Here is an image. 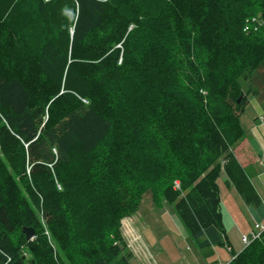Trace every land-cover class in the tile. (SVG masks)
I'll return each instance as SVG.
<instances>
[{"label": "trees", "instance_id": "1", "mask_svg": "<svg viewBox=\"0 0 264 264\" xmlns=\"http://www.w3.org/2000/svg\"><path fill=\"white\" fill-rule=\"evenodd\" d=\"M162 1L169 18L157 35L165 36V31L175 26L181 52L168 76L157 68L158 81L164 85L160 95L148 93L170 97L177 92L174 100H180L176 103L179 108H186L189 102L197 110L187 112L186 122L158 109L149 113L158 116L154 119L161 128L177 132L188 131L196 117L200 132L198 148L184 163L180 179L159 190L160 199L173 205L195 245L194 252L190 250L194 260L182 257V264H211L207 258L213 252L220 259L218 247L229 252L227 264H264L260 240L264 232L249 244L243 242L246 233L237 234L235 238L243 246L236 250L224 222L219 184L223 178L247 206L264 212V196L235 153L245 134L240 116L249 101L240 81L251 80L264 64V0ZM127 3L0 0V264H46L41 258H53L54 244L43 233V225L50 226L57 241L59 231L69 241V218L91 205L79 199L67 202L63 196L49 197L51 189L44 181L82 178L103 193V186L87 175L95 171L102 175L100 170L109 169L102 148L112 128L133 125L113 113L118 104L109 100L110 83L119 80L123 66H130L135 54L150 56V48L140 52L134 36L144 31L150 20L160 18L151 17L148 8L145 12L137 1L127 10L118 8ZM246 13H250L246 17L252 16L249 20L258 19L256 30L244 31L246 17H242ZM39 23L43 42L36 56L30 43L35 42ZM143 66H132L125 76L134 80ZM118 100L121 103V95ZM147 143L151 140H144ZM148 155L154 157L155 153L149 150ZM14 175L29 183L24 200L18 197ZM24 226L35 229V240L27 239ZM117 227L118 223L117 238L92 254L88 264H132L133 254L124 253ZM251 232H258L255 225L247 234ZM24 244L35 253L30 261L23 254ZM91 253L83 251V255Z\"/></svg>", "mask_w": 264, "mask_h": 264}, {"label": "rangeland", "instance_id": "2", "mask_svg": "<svg viewBox=\"0 0 264 264\" xmlns=\"http://www.w3.org/2000/svg\"><path fill=\"white\" fill-rule=\"evenodd\" d=\"M134 1L142 4L144 11L148 8L151 17L155 18L159 15L160 18L150 20L151 24L134 36L140 52L150 48V56L141 58V54H135L132 64L123 66L124 70L116 81L119 83H110L109 100H117L118 104V108L113 113L120 118L131 120L133 125L128 128H119L120 126L112 128L106 141L107 145L102 148L104 157H108L109 169L100 170L101 173L103 172L102 175L98 171L87 175V179L95 180L103 186L102 194L96 188L90 187L88 180H81L82 178L76 180L70 178L62 183L49 178L44 184L41 178L39 179V182L48 185L51 189L48 193L49 197L63 196L67 202L79 199L80 202L91 204L69 218L71 226L66 225L70 234L69 241L62 237L63 231L57 232L59 234L57 241L52 235L50 226L46 223L43 225V233L54 244L53 258L52 255L45 259L41 258V262L46 264H88L92 261V254L103 251L108 242L117 238L116 223L125 248L124 253L133 254L132 264H182V257L194 260V242L177 217L173 205L160 199L159 190L165 183L180 179L184 163L194 157L200 135L196 127V117L195 126H187L186 132L185 130L177 132L165 127L161 128L154 119L158 116L153 112L149 113L158 109L171 116H181L184 120L187 112L190 114L197 110L189 102L186 108H179L176 103L180 100H174L177 92L170 97H155L160 95L164 87L158 81L157 68H160L166 76L175 69L176 59L181 52L180 34L179 30L172 26L165 31V36L157 35L160 30L162 31L161 25L169 18L166 16L162 0H157L149 6L143 4V1L146 3L147 0H128L127 5L123 7L118 5V8L127 10ZM28 5L31 7L30 3ZM254 6L256 8V5ZM241 8L238 6V9ZM247 15L250 13H246L242 19ZM251 17H246L244 31H247L246 25ZM156 28L159 30L154 33L153 30ZM36 31L35 42L30 45L35 49L37 56L43 42V29L40 23ZM25 63L30 65L28 61ZM137 64L144 66L134 80H129L125 75ZM240 85L249 101L240 116L245 134L236 146L235 153L253 175L260 170L263 172L261 176L252 175V181L264 196V152L263 146L259 144V141L264 144V64L251 80H242ZM254 91H257L255 95ZM119 95L122 97L121 103L118 100ZM144 140H151V143L144 144ZM149 150L155 153L154 157L148 155ZM107 175H111V178L105 179L104 176ZM14 177L18 180V197L24 200L29 183L21 176L14 175ZM100 177L102 179L97 180ZM105 180L106 183L102 184L101 182ZM219 184L223 199L224 222L228 227L229 237L235 240L234 245L238 251L243 243L238 242L236 235L249 233L254 225L256 228L257 222L264 221V212L261 208L247 206L235 188L229 186L223 178H220ZM124 192L126 194H123ZM142 198L144 199L138 207ZM63 211L66 215L67 207H64ZM54 228L58 229L57 225ZM104 232H106L105 236H103ZM262 232L264 228L259 229L257 237ZM35 238L36 235L31 240ZM260 240L264 243V235ZM14 241L20 245L17 239ZM87 250L92 253L83 255V251ZM23 252L28 261L35 254L26 244ZM217 252L220 259L214 256L213 252L207 260L211 264H227L230 259L229 252L221 247L217 248ZM197 257L202 261V256Z\"/></svg>", "mask_w": 264, "mask_h": 264}, {"label": "built area", "instance_id": "3", "mask_svg": "<svg viewBox=\"0 0 264 264\" xmlns=\"http://www.w3.org/2000/svg\"><path fill=\"white\" fill-rule=\"evenodd\" d=\"M257 22H258V19L257 18H253L251 20H248V24L246 25V30L249 31L252 28H254V30H256L257 29ZM256 228L258 229V232H251L250 234L244 235L243 236V242H245L246 244H249V241H251L250 240L251 238H254L255 239L257 237L258 233H259V229L260 228H264V224L256 223Z\"/></svg>", "mask_w": 264, "mask_h": 264}, {"label": "water", "instance_id": "4", "mask_svg": "<svg viewBox=\"0 0 264 264\" xmlns=\"http://www.w3.org/2000/svg\"><path fill=\"white\" fill-rule=\"evenodd\" d=\"M23 231L26 234L28 240L33 239V237L36 235L35 229L32 227L24 226Z\"/></svg>", "mask_w": 264, "mask_h": 264}, {"label": "crops", "instance_id": "5", "mask_svg": "<svg viewBox=\"0 0 264 264\" xmlns=\"http://www.w3.org/2000/svg\"><path fill=\"white\" fill-rule=\"evenodd\" d=\"M259 144H261L263 146V152H264V144L262 141H259ZM264 161V160H263ZM246 167V166H245ZM252 173V172H251ZM253 175V174H252ZM263 175V172L260 170L259 172L255 173L253 176H261Z\"/></svg>", "mask_w": 264, "mask_h": 264}, {"label": "clouds", "instance_id": "6", "mask_svg": "<svg viewBox=\"0 0 264 264\" xmlns=\"http://www.w3.org/2000/svg\"><path fill=\"white\" fill-rule=\"evenodd\" d=\"M257 223H259V222H257ZM260 224H263V223H260Z\"/></svg>", "mask_w": 264, "mask_h": 264}, {"label": "bare ground", "instance_id": "7", "mask_svg": "<svg viewBox=\"0 0 264 264\" xmlns=\"http://www.w3.org/2000/svg\"><path fill=\"white\" fill-rule=\"evenodd\" d=\"M260 24V23H259ZM257 25H258V23H257Z\"/></svg>", "mask_w": 264, "mask_h": 264}]
</instances>
